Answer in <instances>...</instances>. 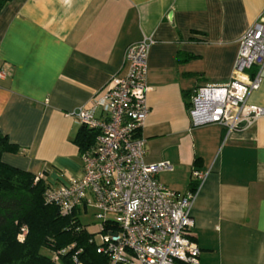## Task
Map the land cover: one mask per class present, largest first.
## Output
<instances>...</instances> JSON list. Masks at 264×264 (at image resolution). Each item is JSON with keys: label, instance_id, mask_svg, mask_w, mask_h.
Listing matches in <instances>:
<instances>
[{"label": "crops", "instance_id": "crops-1", "mask_svg": "<svg viewBox=\"0 0 264 264\" xmlns=\"http://www.w3.org/2000/svg\"><path fill=\"white\" fill-rule=\"evenodd\" d=\"M262 10L264 0H8L0 133L18 150L2 161L46 182L79 177L80 125L69 113L125 73L128 44L150 37L144 161L169 162L158 179L180 194L205 172L191 208L198 264H264V117L226 134L188 116L194 88L228 82L239 38ZM261 76L248 102L264 106V67Z\"/></svg>", "mask_w": 264, "mask_h": 264}, {"label": "built area", "instance_id": "built-area-1", "mask_svg": "<svg viewBox=\"0 0 264 264\" xmlns=\"http://www.w3.org/2000/svg\"><path fill=\"white\" fill-rule=\"evenodd\" d=\"M151 43L150 37H142L128 44L123 52L125 73L110 76L88 104L69 113L95 137L80 152L81 175L65 183L47 182L43 196L61 214H90V223L96 226V251L107 255L108 264H198L200 251L190 237L191 208L205 172L194 171L195 189L180 194L158 179L160 172L172 170L169 162L144 161L146 140L141 130L149 113L146 78ZM262 67L264 10L239 38L228 82L194 88L190 125L214 123L226 134L252 127L264 117V106L248 102L261 83ZM7 76L0 68V80ZM35 175V180L45 179L43 173Z\"/></svg>", "mask_w": 264, "mask_h": 264}, {"label": "trees", "instance_id": "trees-1", "mask_svg": "<svg viewBox=\"0 0 264 264\" xmlns=\"http://www.w3.org/2000/svg\"><path fill=\"white\" fill-rule=\"evenodd\" d=\"M7 1L0 0V8ZM94 137L80 126L73 142L82 152ZM17 150L0 133V264H108L107 255L96 251L90 223L77 211L64 215L44 200L45 179L2 161V153Z\"/></svg>", "mask_w": 264, "mask_h": 264}, {"label": "rangeland", "instance_id": "rangeland-1", "mask_svg": "<svg viewBox=\"0 0 264 264\" xmlns=\"http://www.w3.org/2000/svg\"><path fill=\"white\" fill-rule=\"evenodd\" d=\"M84 223H90V214L82 217ZM89 230H96V226L93 223L87 224Z\"/></svg>", "mask_w": 264, "mask_h": 264}]
</instances>
